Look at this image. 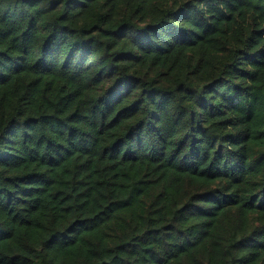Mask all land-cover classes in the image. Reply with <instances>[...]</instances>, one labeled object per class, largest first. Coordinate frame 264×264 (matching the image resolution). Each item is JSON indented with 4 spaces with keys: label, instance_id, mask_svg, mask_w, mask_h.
Masks as SVG:
<instances>
[{
    "label": "trees",
    "instance_id": "obj_1",
    "mask_svg": "<svg viewBox=\"0 0 264 264\" xmlns=\"http://www.w3.org/2000/svg\"><path fill=\"white\" fill-rule=\"evenodd\" d=\"M0 264H264V0H0Z\"/></svg>",
    "mask_w": 264,
    "mask_h": 264
}]
</instances>
